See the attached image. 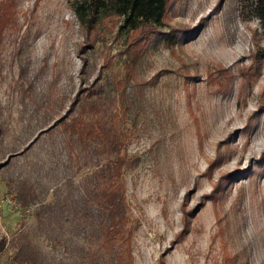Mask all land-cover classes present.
<instances>
[{
	"label": "rangeland",
	"instance_id": "rangeland-1",
	"mask_svg": "<svg viewBox=\"0 0 264 264\" xmlns=\"http://www.w3.org/2000/svg\"><path fill=\"white\" fill-rule=\"evenodd\" d=\"M76 1L0 0V264H20L24 237L41 264H112L69 223V178L101 164L58 123L85 92L86 119L122 133L135 163L123 175L132 264H264L257 22L238 19L236 0H175L165 23L186 40L164 25L131 55L119 17L90 30Z\"/></svg>",
	"mask_w": 264,
	"mask_h": 264
},
{
	"label": "trees",
	"instance_id": "trees-1",
	"mask_svg": "<svg viewBox=\"0 0 264 264\" xmlns=\"http://www.w3.org/2000/svg\"><path fill=\"white\" fill-rule=\"evenodd\" d=\"M174 1L77 0L73 4V10L80 23L90 30L109 16L119 17L122 27L130 32L128 50L133 55L134 50L141 51L151 38L160 33L164 25H169L165 23V17L173 7ZM236 9L237 17L242 22H257L252 29V47L256 51V59L260 61L264 57V49L261 48L264 43V0H236ZM188 33L190 31L170 26L166 39L171 43L183 41L189 36ZM230 88L231 85L228 86V89ZM93 94L85 92L84 98L74 101L78 106L77 113L69 119L63 116L58 121L64 133L69 135L70 141H77L83 148L82 151L87 149L96 165L99 166L101 162L98 170L84 178L79 185L69 178V223L75 229L82 228L86 236L97 238V251L100 256L114 254L112 264H132V232L123 175L126 170L133 169L135 163L130 161L124 152L122 133L113 126L100 124L93 118L86 119V115H90L95 108L94 104L90 103L92 100L89 101L94 97ZM216 181L213 191L217 192L222 179ZM73 188L82 190L81 194L78 191L74 196ZM33 200L31 198V201ZM186 216L184 211V226ZM87 253L89 257H95V250L91 249ZM15 255L19 257L20 264H41L37 250L26 237L18 245Z\"/></svg>",
	"mask_w": 264,
	"mask_h": 264
}]
</instances>
